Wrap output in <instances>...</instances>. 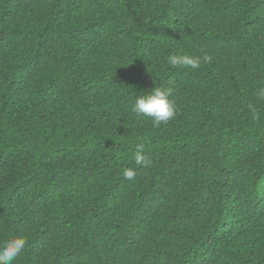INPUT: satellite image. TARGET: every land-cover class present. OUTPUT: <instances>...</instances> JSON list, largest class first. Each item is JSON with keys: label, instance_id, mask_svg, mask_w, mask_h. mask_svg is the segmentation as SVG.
<instances>
[{"label": "trees", "instance_id": "obj_1", "mask_svg": "<svg viewBox=\"0 0 264 264\" xmlns=\"http://www.w3.org/2000/svg\"><path fill=\"white\" fill-rule=\"evenodd\" d=\"M154 87L177 108L158 128L132 111ZM262 88L264 0H0V245L26 239L14 264H264Z\"/></svg>", "mask_w": 264, "mask_h": 264}, {"label": "clouds", "instance_id": "obj_2", "mask_svg": "<svg viewBox=\"0 0 264 264\" xmlns=\"http://www.w3.org/2000/svg\"><path fill=\"white\" fill-rule=\"evenodd\" d=\"M169 63L173 67H184L192 70H198L202 64L211 61V57L206 53L202 56L191 54L172 55L168 58ZM169 91L154 87L144 95L136 97L132 111L144 117L151 118L154 128H158L161 124H167L173 120L177 114L176 104L169 98ZM258 96L264 99V88L258 91ZM135 163L141 166H147L148 161L145 156V148L143 145H137L134 156ZM124 177L128 180H134L136 176L135 169H125ZM26 239L16 237L6 241L0 245V264H14L18 257L25 249Z\"/></svg>", "mask_w": 264, "mask_h": 264}]
</instances>
